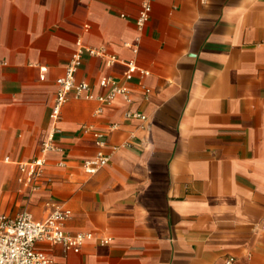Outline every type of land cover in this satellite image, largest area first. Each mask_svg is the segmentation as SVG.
Instances as JSON below:
<instances>
[{
	"label": "crops",
	"instance_id": "1",
	"mask_svg": "<svg viewBox=\"0 0 264 264\" xmlns=\"http://www.w3.org/2000/svg\"><path fill=\"white\" fill-rule=\"evenodd\" d=\"M142 1L0 0V212L70 208L65 229L93 237L79 251L35 243L61 264H264V0H148L136 39ZM77 38L103 54L85 53L75 80L102 94L100 78L124 82L133 59L131 100L71 92L45 153L51 180L29 191L17 162L41 153ZM93 130L109 158L87 172Z\"/></svg>",
	"mask_w": 264,
	"mask_h": 264
},
{
	"label": "built area",
	"instance_id": "2",
	"mask_svg": "<svg viewBox=\"0 0 264 264\" xmlns=\"http://www.w3.org/2000/svg\"><path fill=\"white\" fill-rule=\"evenodd\" d=\"M150 9V2L143 0L135 19L136 39H139L140 32L149 18ZM85 53L103 54L101 49L85 46L80 38H77L76 47L73 49L65 65L64 73L56 78V90L49 111V118L52 124L46 138L41 142V153L36 157L17 162L19 171L17 180L25 185L29 191L37 189L41 182L51 180V177L44 172V166L46 164L45 153L49 149L58 148L53 143L55 132L58 131L56 122L60 118L61 108L71 92L75 96L95 98L100 102L106 103L111 102L118 95L123 97L125 101L131 100V89L126 82L132 78L133 73L137 69L135 61L133 59L123 61L126 66L123 73L124 82H119L112 75L102 76L99 83L107 87V90L102 94H93L89 91L90 85L87 81L75 80V72L81 65ZM116 61H119L116 55L111 54L105 57V63L107 65ZM141 71L143 74L148 73L146 69H142ZM40 78H44V73H41ZM142 86L144 93L147 94L150 88L145 85ZM125 114L127 116L145 118V114L138 110L127 109ZM82 128L84 131L92 130V126L89 124H83ZM92 133L94 142L99 149L94 156L86 158L83 161L82 166L87 172L95 171L104 165L109 158L108 154H105L101 149L105 144L103 133L97 130H93ZM48 204V213L42 219L35 218L26 209L21 210L14 217H9L5 213L0 212V264H61L53 255L37 247L35 243L42 241L49 244H61L65 249L79 251L82 243L86 239L93 237L90 231H67L64 223L71 215L70 208L52 199L48 201ZM98 240L101 243H107L110 241V237H100ZM232 259L233 257H229L225 264H229Z\"/></svg>",
	"mask_w": 264,
	"mask_h": 264
}]
</instances>
